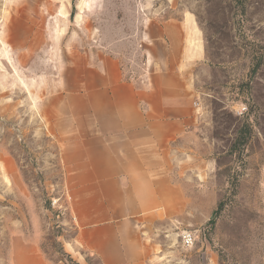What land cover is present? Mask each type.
I'll return each mask as SVG.
<instances>
[{
  "label": "rangeland",
  "instance_id": "obj_1",
  "mask_svg": "<svg viewBox=\"0 0 264 264\" xmlns=\"http://www.w3.org/2000/svg\"><path fill=\"white\" fill-rule=\"evenodd\" d=\"M185 21L204 56L178 72ZM173 70L159 114L123 86ZM136 103L181 120L161 149L170 204L140 225L147 264H264V0H0V264L15 238L51 264H100L76 242L77 211L106 191L91 174L105 147L151 135L121 127Z\"/></svg>",
  "mask_w": 264,
  "mask_h": 264
},
{
  "label": "crops",
  "instance_id": "obj_2",
  "mask_svg": "<svg viewBox=\"0 0 264 264\" xmlns=\"http://www.w3.org/2000/svg\"><path fill=\"white\" fill-rule=\"evenodd\" d=\"M182 26L185 34L179 46L183 66L177 67L178 72L185 71L188 64L204 56L202 45L198 50L188 41L193 25L185 21ZM169 44L175 46L171 39ZM156 78L157 83L154 79L150 84L152 87L147 90H139L134 84L123 86L130 90L131 98H150V103H147L149 110L159 114L162 101L177 96L180 80L174 70L165 75L159 73ZM136 104L137 119L123 120L121 127L148 128L151 135L121 139L133 144L131 151L118 152L114 150L113 144L105 147L106 167H92L91 174L107 176L99 179L101 182L97 181L106 191L98 189L95 202L99 204L93 206L95 209L90 210L89 215L82 216L77 211L76 224L79 230L76 242L97 257L100 264H147V251L140 236V225L144 224L142 220L147 217L158 216V212L170 204L169 192L174 190L170 177L171 166L161 149L175 136V132L170 129L181 124V120L154 118L149 111L145 113L144 106ZM163 127L169 130L164 133L157 130ZM151 148H158L159 152L153 154L148 151ZM11 250V264H51L35 241L15 238Z\"/></svg>",
  "mask_w": 264,
  "mask_h": 264
},
{
  "label": "built area",
  "instance_id": "obj_3",
  "mask_svg": "<svg viewBox=\"0 0 264 264\" xmlns=\"http://www.w3.org/2000/svg\"><path fill=\"white\" fill-rule=\"evenodd\" d=\"M245 110L246 109H243L239 111V113L242 115L244 114ZM182 242L185 247L190 248L194 245L195 242L194 236L191 233H185L184 235H182Z\"/></svg>",
  "mask_w": 264,
  "mask_h": 264
},
{
  "label": "bare ground",
  "instance_id": "obj_4",
  "mask_svg": "<svg viewBox=\"0 0 264 264\" xmlns=\"http://www.w3.org/2000/svg\"><path fill=\"white\" fill-rule=\"evenodd\" d=\"M192 34L193 35H197V29L194 27L193 29H192ZM192 45H193V47L196 49H201V44H200V42H195L194 44L192 43Z\"/></svg>",
  "mask_w": 264,
  "mask_h": 264
},
{
  "label": "trees",
  "instance_id": "obj_5",
  "mask_svg": "<svg viewBox=\"0 0 264 264\" xmlns=\"http://www.w3.org/2000/svg\"><path fill=\"white\" fill-rule=\"evenodd\" d=\"M243 144V143H242Z\"/></svg>",
  "mask_w": 264,
  "mask_h": 264
}]
</instances>
